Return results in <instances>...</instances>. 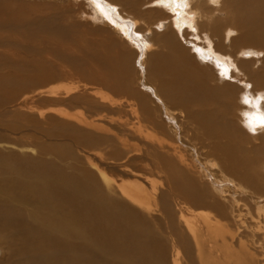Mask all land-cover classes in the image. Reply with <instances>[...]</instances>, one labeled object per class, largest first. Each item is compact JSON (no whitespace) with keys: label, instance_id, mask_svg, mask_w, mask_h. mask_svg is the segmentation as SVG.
<instances>
[{"label":"bare ground","instance_id":"1","mask_svg":"<svg viewBox=\"0 0 264 264\" xmlns=\"http://www.w3.org/2000/svg\"><path fill=\"white\" fill-rule=\"evenodd\" d=\"M83 1L91 6L93 17L98 19L97 17L100 15L103 18L102 22L110 24L114 30L125 35L126 39L129 38L131 43L138 40L143 41V44L138 42L139 48L142 50L141 57L151 51L152 46H158L152 40V45L149 41H145L138 32L134 33L133 27L137 20L134 19L136 23L133 20L126 23L127 20L123 17L126 19L129 17L122 9L120 11L118 6H113L120 3L124 11L133 10L140 4V0H98L97 3H92L91 0ZM154 3L156 5H152L147 15L152 16V14H160L164 11H169V15H173V17L177 14L178 21L176 22L180 24L182 31L187 32L190 29L191 31L188 32L197 36L196 38H199V33H197L199 30L201 33L206 30L204 33L206 34L207 28L211 27L212 36L215 34L219 36L223 33L222 27L229 26L228 30H225L226 27L224 28L226 33L222 43H225V40H232L233 42L237 40L230 38L236 31L233 24V28L229 23V25L227 24L231 18L227 17L228 20H223L216 15L217 9L215 8H220V0H154ZM204 3H206L205 8L203 7ZM222 3L231 7L232 22L242 25V29H244L241 35L243 41L264 46V0H223ZM222 9L224 8L222 7ZM230 12L227 11V13ZM3 13V6L0 5V14ZM172 20L175 22L174 18ZM164 23L162 21L161 27L165 31L160 32L157 37L158 41L172 46L168 48L169 55L157 51L159 50L157 48L152 50L151 55H149L151 62L149 69L158 80V86L157 89L150 86L153 89L149 87L148 91L154 94L158 108L155 105L152 106L147 99L148 97L144 93H140L141 91L126 88L125 90L131 95L139 97L132 102L128 99L130 102L128 105H136L141 109V119L146 125L139 124L137 131L152 143L151 147L155 146V140L161 142V148L166 149L167 147V152L164 155L158 153L160 160L155 165L157 173L165 172L166 175L162 176L168 178L173 184L176 183L175 180L179 179L177 172L180 171L178 181L189 185L184 196L182 193L184 204L177 203L176 207H179L181 213L180 221L182 222L183 219L187 230L194 237L196 250L199 253L204 252L205 244L211 240H215L217 244L221 243L226 249H231L236 245V235H243L237 228L245 227L243 225L244 218L240 217L241 214L238 210L240 198L246 195L252 199L256 207V217L264 215L263 194L259 196L257 193L251 194L249 191V187L256 184L255 179L262 178L261 176L256 177V175L259 171H264V101H261L260 98L262 94L260 89L264 87V67L252 69L253 65L259 63L260 56L257 51L259 52L260 49L258 50L257 46L247 48L244 45L238 52L241 57L232 56L213 41L215 36H211L210 43L205 42L203 46L194 40L187 41L191 46L188 50L175 37L176 31L163 27ZM185 36L189 37L188 35ZM193 39L195 38L193 37ZM222 43L221 45H224ZM192 49L194 54L191 53ZM178 53H182L181 60L176 58ZM248 57H253V59L249 60ZM145 58V56L141 58L140 70L142 69V71L147 62ZM199 58L203 59L204 64L202 65H205V68L198 66ZM194 59L196 64H193ZM188 62L199 72L204 84L203 87H196V91L200 92L198 102L196 101L198 104H203L206 98L204 92L206 91H211L208 95L209 101L215 100L216 102V100L225 98L226 107H230L236 101L241 103L244 100L249 101L243 110L244 112L240 114L242 124L237 123V114L234 124V116H220L213 119L215 111L209 112L206 116L202 107H198L195 110L196 114H192L193 120L191 122L195 123L196 129H200L198 130V140H201L202 144L199 147L195 145L197 140L183 142L179 124L176 120L174 121L173 116L179 112L172 111V107H168L164 99L165 96L170 102H174L175 97L171 91L175 88L180 92L191 90L192 87L190 86L183 89L188 85L190 76L177 73L179 68L183 72L182 69ZM171 74L178 78L177 83L171 78ZM238 77H245L250 80V82H243L245 91L241 92L238 86L232 82L241 83L242 80ZM255 77H257V81ZM219 78L224 79V81L215 84L214 81H218ZM143 80L145 79L143 78ZM209 80L213 81L215 87H209L211 82ZM111 83L113 80H108V84ZM261 86L263 87L260 88ZM76 88L77 86H63L52 91L48 89V92L59 96L63 93L69 95V91L71 92L73 89L75 91ZM100 96L109 98L104 91L100 92ZM127 96L128 98L131 97ZM133 96L131 99H134ZM183 110L188 112L186 107ZM68 113H64V122L71 125L73 120H68L71 118L70 113ZM164 116L167 121L163 118ZM82 119L79 118V120L74 121L81 124ZM223 124H227L231 131L229 135L223 134ZM148 126H155L161 130L166 128V137L177 138L179 143L167 144L169 142L165 138L161 136L159 138L157 133L150 130ZM243 127L247 128L253 135L247 132L251 136L249 137ZM180 144H183L187 149L179 148ZM18 148L22 152L25 151V154L35 149L22 145ZM44 149H48V152L44 151L48 155L57 154L53 149H46L43 146L40 149V155ZM202 149L207 150L203 151ZM66 150H68L67 155L72 157L74 153L72 147ZM253 151H256V156L251 154ZM16 153L4 154L0 151V246L2 244L4 247H0V264L166 263L165 244L162 238L155 235L149 226L150 222L148 223L141 211L136 209L140 207L150 216L154 214L153 211L157 209L156 206L159 204L157 202L158 195H160L158 194L159 187L164 185L163 182L155 181L152 183L153 187L151 185L152 188H147L144 180H141L140 177H137L136 180L135 176L132 180L124 179L119 182V193L129 204L132 203L129 205L121 200L116 201L106 194L102 185L94 180L95 172L86 166L81 167L77 173L68 170V167L75 169V164L64 166L54 159H46L48 157H45V154L37 155V157L30 154L29 157H26ZM163 157H165V161H162ZM249 157L252 159L248 162ZM60 158L56 157L58 160ZM198 165L202 167V170L197 168ZM106 166L108 167V165ZM117 169L121 171V175L127 173L121 167ZM186 169H190L188 172H192L191 177L186 173ZM94 170L96 171V169ZM98 171L102 181L110 186L113 182V176L100 169V166L97 173ZM174 171H176L175 174H173ZM203 172H205V176ZM204 179L208 181V186L202 181ZM209 195L214 196V198L218 196L219 202L215 203L216 206L209 203ZM204 206H213V209L202 210L201 207ZM164 208L163 214L166 213L167 215L172 212L171 206ZM251 234L253 237L256 236L254 233ZM262 242H264L262 239L257 238V241L253 243L262 244ZM250 243L249 240L243 242L240 249H244L246 253L250 250L251 245H248ZM173 245V264H181L177 244L174 242ZM255 253L251 256L253 263L260 262V259L257 258L259 257L258 254Z\"/></svg>","mask_w":264,"mask_h":264},{"label":"rangeland","instance_id":"2","mask_svg":"<svg viewBox=\"0 0 264 264\" xmlns=\"http://www.w3.org/2000/svg\"><path fill=\"white\" fill-rule=\"evenodd\" d=\"M150 1L151 3H148ZM222 1L220 0V8H215L217 9L216 15L223 20H228L227 17L231 18V20H228L231 23L227 22V24L229 23L231 27L234 25L236 31L230 38H236L237 40L234 42L225 40L226 42L222 43L226 33L224 31L226 26H223V33L219 36L215 34L213 41L222 50L224 49L232 56L236 55V57H241L238 52L242 46L246 45L247 48L257 46L256 48L260 49L259 52L257 51L260 56L259 63L253 65L252 69L264 67V46L243 41L241 35L244 29H242V25L240 24V27V25L232 22L231 7L226 6ZM107 3L110 4L109 1ZM139 3L137 6L139 9L134 8L126 11L120 3L113 6H118V9L120 11L122 9L130 18L127 17L128 19H126L122 16L127 20L126 23L130 20V22L133 20L136 23L134 19L137 20L136 27H133L134 33L138 32L139 36L141 35V38L149 41L151 45L152 41L158 44L156 47L155 45L152 46L151 51L143 55L147 60L143 71L140 70L142 66L141 58L143 57L140 56L142 50L138 44V42L143 44V41L138 40V38L136 39L137 42L131 43L129 38L126 39L125 35L114 30L110 24L102 22L103 18L100 15L101 18L98 16V19L93 17L91 6H88L83 0H0V5L4 9V13L0 14V151L4 154L17 152L20 156L29 157L31 154L37 157V155H40V149L43 146L46 149L51 148L57 153L53 154L54 157L52 154H47L48 149H44L41 155L45 154V157H48L46 159H54L64 166L75 164V169L68 167V170L77 173L81 167L86 166L95 172L94 180L102 185L106 194L116 201L121 200L128 204L129 202L121 197L119 193L118 184L122 180H132L134 176L137 180V177H140L141 180H144L143 182H145L147 188H152V183L155 181L163 182L164 185L159 187L158 194L160 195L157 198L159 204L156 206L157 209L155 208L156 210L153 211L154 214L150 216L140 207H135L141 211L148 223L150 222V228L155 232V235L162 238L165 244L166 263L162 262L163 264H173L174 242L180 252L181 264H264V242L262 244L253 243L257 241V238L264 241V215L256 217V207L252 199H249L246 195L240 198L238 210L241 214L240 217L244 218L243 225L245 227L237 228L243 235H236V245L231 249H226L221 243H218L220 244L218 245L215 240H211L205 244L204 252L199 253L195 247L194 237L187 230L183 219L182 222L180 221L181 213L179 207H176L177 203L184 204L183 196L189 185L178 181L180 171L177 172L179 179L175 180L176 183L173 184L170 183L168 178L163 177L166 175L165 172L157 173L155 165L160 160L158 153L164 155L167 152V147L166 149L161 148V142H157V140H155L156 143L154 142L157 149L155 146L151 147L152 143L137 131L139 124L146 125V123L141 119V109L136 105H128L132 100H137L135 98L138 96L134 97L125 89L130 88L141 91L140 93H144L148 97L149 103L156 106L157 101L155 103L154 94L148 91L150 86L154 89H157L158 86V80L151 74L149 69L151 64L149 55H151L152 50L154 51L157 48L159 49L157 51H162L164 55L168 56V48L172 47L170 44L165 45L158 41L157 36L160 35V32L165 31L161 27L162 21L165 22L163 27L176 31L174 33L175 37L188 50L191 46L187 41L194 40L203 46L205 42L210 43L214 36L211 34V27H206L208 30L206 34H204L206 30L203 33L199 30L197 32L199 38L188 32L191 31L190 29L187 32L184 31L185 34L180 28V24L176 22L178 21L177 14L173 17V15H169V11H164L160 14L154 12L155 15L150 16L147 13L155 4L154 0H140ZM203 7H206V3ZM222 7L226 11H220L224 10ZM227 11L230 13H227ZM173 18L175 22H173ZM226 28L225 30H228L229 26ZM184 34L188 36L191 34V36L186 37ZM221 43L224 45H221ZM191 53L194 54L193 49ZM181 57L182 53H178L176 58L181 60ZM199 59L201 61L199 60L198 66L205 68V65H202L204 64L203 59ZM248 59L251 60L253 57H248ZM193 64H196L195 59ZM182 70L183 72L179 68L177 73L190 76L188 85L183 89L190 86L192 87L191 90L180 92L175 88L171 91L175 101L170 102L165 96L164 99L168 107H172V111L179 112L173 116L174 121L176 120L179 124L183 142L197 140L195 142L197 147L202 144V141L198 140V130L200 129H196L195 123L191 122L193 120L192 114H196L195 110L198 107H202L206 116L209 112L215 111L213 119L220 116H234V124L236 123L235 115L237 114V123L242 124L240 114L244 112L243 110L249 101L247 103L244 102L245 100L242 103L236 101L230 107H226L225 98L219 99V101L216 100V102L215 100L209 101L208 95L211 91H206L204 92L206 98L203 104H198L200 92L196 91V87L204 86L201 75L189 62L184 65ZM170 76L176 83L178 82L176 76H173V74ZM238 78L242 80L241 83L232 82L238 86L241 92L245 91L243 82H250V80L245 77ZM110 79L113 80V83L108 84ZM219 79L214 83L220 84L224 81V79ZM255 80L257 81V77H255ZM209 84V87H215L213 81ZM63 86H77V91H73L74 88L71 92L69 91V95L63 93L60 96L48 92V89L52 91ZM101 91H104L109 98H102L100 96ZM160 93L162 94V92ZM260 93H262L260 95L261 101H264V87L260 89ZM127 95L133 96L134 99L128 98ZM184 107L187 108L188 112L183 110ZM156 108L158 107L156 106ZM66 112H69L70 114H68L73 118L68 119L73 120L71 125L64 122V113ZM79 118L82 119L81 124L75 122ZM163 118L165 119V116ZM25 120L26 122H23ZM165 121L167 120L165 119ZM212 123L214 125L213 121ZM148 128L155 131L159 138L160 136L165 138L169 142L167 144L178 142L177 138L166 137V128L164 130L155 126H148ZM222 128L224 129L223 134L229 135L231 133L227 124H223ZM244 130L249 137H251L249 133L253 135L247 128H244ZM21 145L35 149L25 154V151L22 152L18 148ZM70 147L75 153L72 157L67 155L68 150L66 149H70ZM179 148L187 149L183 144H180ZM202 150L206 151L207 149ZM251 154L256 156V151ZM55 156L57 158L61 157L60 161ZM251 159L252 157H249L247 161L249 162ZM162 161H165V157L162 158ZM99 166L100 169L113 176V182L110 186L105 184L98 175ZM119 167L127 173L121 175V171L117 169ZM197 168L202 170L200 165ZM188 170L186 169V173L191 177L192 172H188ZM175 173L176 171L173 172V174ZM203 173L205 176V172ZM257 176L262 178H256V184L249 187V191L251 194L255 192L259 196L262 194L264 196V171H259ZM202 181L208 186L207 180ZM260 186L261 189L263 188L262 190H259ZM208 201L216 206L215 203L219 202V198L218 196L214 198V196L209 195ZM167 206L172 207V212L167 214L168 216L166 213L163 214L164 207ZM213 206L201 208L202 210L206 208L213 209ZM251 233L256 236L253 237ZM247 240H249V243L251 242L248 244L251 247L245 253L244 249H240V245ZM0 247H3V245L1 244ZM253 253L258 254L259 257L257 258L260 259V262L253 263L251 259Z\"/></svg>","mask_w":264,"mask_h":264},{"label":"snow or ice","instance_id":"3","mask_svg":"<svg viewBox=\"0 0 264 264\" xmlns=\"http://www.w3.org/2000/svg\"><path fill=\"white\" fill-rule=\"evenodd\" d=\"M92 3H97L98 0H91ZM245 103H247V100L244 101Z\"/></svg>","mask_w":264,"mask_h":264}]
</instances>
